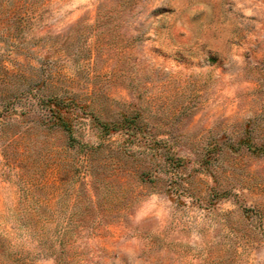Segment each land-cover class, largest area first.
Here are the masks:
<instances>
[{
	"label": "rangeland",
	"instance_id": "obj_1",
	"mask_svg": "<svg viewBox=\"0 0 264 264\" xmlns=\"http://www.w3.org/2000/svg\"><path fill=\"white\" fill-rule=\"evenodd\" d=\"M0 264H264V0H0Z\"/></svg>",
	"mask_w": 264,
	"mask_h": 264
}]
</instances>
